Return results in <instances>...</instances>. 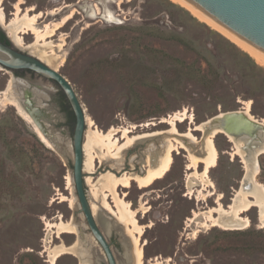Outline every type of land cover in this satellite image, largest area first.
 <instances>
[{
  "label": "rangeland",
  "instance_id": "374dc122",
  "mask_svg": "<svg viewBox=\"0 0 264 264\" xmlns=\"http://www.w3.org/2000/svg\"><path fill=\"white\" fill-rule=\"evenodd\" d=\"M17 1L4 0L8 18L13 17ZM29 6L34 7L31 14L44 12L38 27L74 12L48 38L53 47H46L53 48L55 54L47 64L70 81L82 104L86 117L83 144L90 120L101 130L148 124L136 133L163 132L169 124L162 119L183 108L198 123L220 112L243 109L249 101L250 114L264 120V65L255 62L258 67L253 66L225 36L175 1L23 0L21 10ZM52 10L57 13L50 14ZM23 36L27 43L36 39L31 32ZM9 77H16L8 94L11 98L20 97L21 81L31 84L28 88L35 105L43 111L39 118L46 131L41 129L50 144L40 140L32 123L14 106L0 102V264H51L44 252L46 239L51 246L75 243L79 250L63 254L53 264H108L86 225L74 191L75 119L67 98L56 82L32 71L0 69V90L6 88ZM188 125L187 119L178 122V129L185 132ZM164 134L144 137L126 146L121 154L97 160L94 170L83 167L87 198L96 205L95 218L117 264H128L124 245L131 246L130 236L123 223L101 207V191L109 185L108 179L94 183L108 172L118 177L144 175L150 169L147 158L154 154L153 161H157L169 145ZM192 136L180 139L197 152L203 132L192 130ZM213 141L218 160L208 174L215 193L207 198L203 195L210 188L204 190L198 177L191 178L188 189L187 175L192 170L186 168L189 152L185 147L172 151L170 170L152 185L140 188L131 180L129 187H118L132 209L139 207L140 200L147 207L145 214L137 213L139 223L150 226L141 235L144 264L153 259L160 264H264V227L259 224L256 207L242 214L249 219L245 227L212 226L204 219V211L216 206L218 193L222 207L229 205L244 172L240 157L231 155L234 144L228 136L218 133ZM257 159L254 181L264 187V153ZM197 169L200 173L203 164ZM193 211H198V216L187 225ZM58 219L73 220L77 234L51 233L46 221ZM103 220L109 222L107 226Z\"/></svg>",
  "mask_w": 264,
  "mask_h": 264
},
{
  "label": "bare ground",
  "instance_id": "6f19581e",
  "mask_svg": "<svg viewBox=\"0 0 264 264\" xmlns=\"http://www.w3.org/2000/svg\"><path fill=\"white\" fill-rule=\"evenodd\" d=\"M183 7H185L192 15H194L197 19L209 25L211 28L215 29L231 42L236 44L242 50L247 52L258 64L264 65V58L198 15L191 8H189L186 4H184L181 0H172ZM4 0H0V26L5 28L9 33L15 47L21 49H27L32 51L35 55L34 57L38 58L45 64L49 63L50 59L55 54L53 48L47 49V47H53L51 41H48V38H51L55 35V33L62 28L69 19L73 17V11L62 17L60 20L45 24L43 27H38L37 23L40 18L44 16V12L38 11L36 13H30L34 9L33 6L27 7L25 10H21V4L23 0H18L14 5L13 17L8 18L3 7ZM56 14V10H52L50 12ZM48 14V13H47ZM29 32L35 35V40L31 43H27L24 38V34H28ZM62 44H59L58 47L62 48ZM47 46V47H46ZM25 52V51H24ZM28 53V52H27ZM30 54V53H28ZM32 55V54H30ZM48 65V64H47ZM49 66V65H48ZM2 69V67H0ZM15 85V78L9 77L7 80L6 88L0 90V102L6 105L14 106L17 112L26 120L32 123L37 136L46 144H50L48 138L46 137V133H44L41 129L40 124H38L34 119L35 116L39 122L41 119L39 116L43 113V111L35 105V100L33 99L32 92H28L26 95V99L20 98H11L8 94L11 91L12 87ZM26 87V86H25ZM24 88V86H23ZM22 88V89H23ZM25 90V89H24ZM27 91V90H25ZM35 92V91H34ZM22 93V91H21ZM13 94V93H12ZM32 96V97H30ZM25 99V100H24ZM250 102V101H249ZM246 102L243 110L250 117H253L250 114V103ZM38 109V110H37ZM169 118L162 119L163 122H167L169 124V128L166 131H155L152 133H136V129L142 126H147L148 124H129L126 126H118V127H110L106 130H101L96 127L95 123L91 120L87 122L89 127L86 140L83 147V167L88 168L90 171L96 168V161L101 159H107V157L115 156L121 150L128 146L129 144L136 143L140 139L147 138V136L157 135L161 133L166 134V138L169 140V145L165 144L167 147L163 151L159 157L155 158L154 154L150 155L147 158V162L150 164V169L144 175H132L131 173H126L125 175L118 177L114 174L103 173L97 178V182L102 178H107L109 181V185L105 186L101 196V207L105 209L107 212L111 213L114 218L119 220V222L123 223L126 231L128 232V236H130L131 246L125 244L126 248V259L128 260V264H144L143 261V244L141 243V235L144 232V228L149 226L141 225L137 219V213L145 214L148 210L144 205L142 200L139 202V207L136 209H132L129 201L125 199V194L120 195L118 192V187H129L131 180H134L138 183L140 188L148 187L152 185L158 179L163 178L167 172L171 168V164L173 162L172 151L185 147L189 152V162L187 163V170H192L189 173L187 179L188 189L191 190V178H200L203 182L202 186L204 190L207 191V187L210 189L208 193L203 195V198H207L213 195L215 192V185L209 179V171L212 167L217 164L218 160V150L213 141V137L220 133V130L215 128L213 131L206 133L205 127L209 122V118L202 122H195L194 116L192 113L186 108L182 110H178L172 114H169ZM189 120L188 128L185 132H180L178 129V122H183L185 120ZM264 123V120H263ZM192 130H200L203 132V141L201 144V148L196 152V149L187 148L181 140L183 137L192 136ZM164 134V135H165ZM182 137V139H180ZM193 137V136H192ZM165 138V139H166ZM229 140L233 142L234 147L231 155H238L243 163V174H248L250 169L252 172V177L255 176L258 172V167L256 166L255 159L251 162V168L248 164V155L247 151L244 149V143L241 141H236L233 136H228ZM121 140L124 141L121 143ZM177 143V146L175 145ZM60 144V143H59ZM193 146V145H192ZM196 148V147H195ZM85 151V153H84ZM199 152V153H198ZM116 158V157H115ZM203 164V169L199 173L197 167L199 164ZM84 168V169H85ZM256 178V177H255ZM68 182H70V177H68ZM93 184V185H94ZM254 186L251 188H245L243 190L241 186L235 191V195L233 196L231 202L226 208H223L221 205V194L218 193L215 197L216 206L209 208L207 211H204V219L212 226H220L224 228H238L245 227L249 225V219L242 214L249 211L252 207H256L258 210V221L261 227H264V187L262 184L254 181ZM106 185V184H105ZM95 188V187H94ZM202 189V188H201ZM97 191V190H96ZM100 192V194H101ZM95 193V192H94ZM204 194V193H203ZM110 198V200H109ZM63 201V198H60ZM202 199V198H201ZM69 200V199H68ZM74 198L70 199V204H72ZM90 207L92 209V213L96 212V205L94 203H90ZM198 212V211H197ZM193 211L192 216L188 217L186 223L194 221V219L198 216V213ZM215 214V215H214ZM200 215V214H199ZM95 217V215H94ZM96 219V218H95ZM104 225L107 226L108 221H102ZM198 223V221H197ZM151 224V223H150ZM200 224V223H199ZM204 224V223H203ZM202 225V223L200 224ZM47 229L51 233H56L59 236L61 233H76L78 232L77 226L73 220L64 221L62 219H58L56 221H46ZM186 226V225H185ZM150 227V226H149ZM188 227V226H187ZM201 227V226H200ZM205 227V226H204ZM188 229V228H187ZM77 234V233H76ZM51 235V234H50ZM79 239V238H78ZM48 239L45 240L46 245L44 248V252L47 253L48 261L53 264L56 259L62 256L65 253H79L77 249V245L73 243L72 245H66L61 243L59 245H48ZM131 247V248H130ZM169 259V258H168ZM149 264H160L158 259L151 260Z\"/></svg>",
  "mask_w": 264,
  "mask_h": 264
},
{
  "label": "water",
  "instance_id": "95a60500",
  "mask_svg": "<svg viewBox=\"0 0 264 264\" xmlns=\"http://www.w3.org/2000/svg\"><path fill=\"white\" fill-rule=\"evenodd\" d=\"M198 15L264 58V0H181ZM0 67L2 69H28L58 84L67 98L74 114L72 134V180L80 211L94 241L100 246L108 264H117L114 253L104 231L95 219L84 188L83 175V139L86 117L80 100L70 81L58 69H54L38 58L25 53L13 45L0 42ZM22 96V94H20ZM38 110V109H37ZM36 116V115H35ZM33 119L40 124L38 119ZM206 133L215 128L226 136H233L236 141L244 143L249 153L248 164L264 153V123L250 117L243 109L217 113L209 118ZM43 130V125L40 124ZM254 184L251 169L243 174L239 187L243 190ZM238 187V188H239ZM236 190V189H235ZM235 190L233 195H235Z\"/></svg>",
  "mask_w": 264,
  "mask_h": 264
},
{
  "label": "flooded vegetation",
  "instance_id": "af4514ba",
  "mask_svg": "<svg viewBox=\"0 0 264 264\" xmlns=\"http://www.w3.org/2000/svg\"><path fill=\"white\" fill-rule=\"evenodd\" d=\"M47 17V16H46ZM0 32L4 35V37H5V39L7 40V42H8V44L7 45H13L14 43L10 40V38L8 37V35L7 36H5V34H4V32H5V30L2 28V26H0ZM6 33V32H5ZM7 34V33H6ZM0 42H2V41H0ZM2 43H4V42H2ZM4 44H6V43H4ZM15 45V44H14ZM13 45V46H14ZM21 50V49H20ZM26 71V70H22V69H17V70H13V72H18V71ZM31 71V70H30ZM33 72V71H32ZM16 78V77H15ZM18 80H20V79H18ZM21 81V80H20ZM21 83L24 85V88H23V91H22V96L21 97H23V98H25L26 99V95H25V92H26V94L28 93V92H30L31 93V90L28 88V86H30L29 84H27V83H25V82H23V81H21ZM26 86V87H25ZM27 90V91H25V90ZM30 97H32V96H30ZM20 98V97H19ZM24 99V100H25ZM226 136V135H225ZM227 137V136H226ZM228 205V204H227ZM226 205V206H227ZM109 242V241H108ZM109 244H110V242H109ZM110 246H111V244H110ZM111 249H112V247H111ZM113 252V251H112Z\"/></svg>",
  "mask_w": 264,
  "mask_h": 264
},
{
  "label": "trees",
  "instance_id": "16d2710c",
  "mask_svg": "<svg viewBox=\"0 0 264 264\" xmlns=\"http://www.w3.org/2000/svg\"><path fill=\"white\" fill-rule=\"evenodd\" d=\"M188 11V10H187ZM229 40V39H228ZM0 41H2V42H4V43H6V44H8V42H7V40L5 39V37H4V35L0 32ZM230 41V40H229ZM229 41H227L228 42V44L229 45H231L232 47H234L237 51H239V53L241 54V55H243L253 66H255V67H258L257 66V64L255 63L256 61L247 53V52H245L244 50L242 51V50H240L239 48H237L234 44H232V43H230ZM22 70H26V71H30V70H28V69H22Z\"/></svg>",
  "mask_w": 264,
  "mask_h": 264
}]
</instances>
